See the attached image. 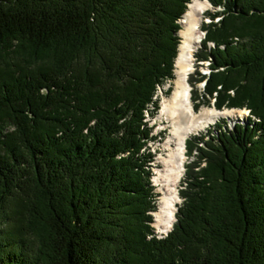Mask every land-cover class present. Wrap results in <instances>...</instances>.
Listing matches in <instances>:
<instances>
[{
    "label": "trees",
    "instance_id": "16d2710c",
    "mask_svg": "<svg viewBox=\"0 0 264 264\" xmlns=\"http://www.w3.org/2000/svg\"><path fill=\"white\" fill-rule=\"evenodd\" d=\"M190 1L0 0V264H264V0L211 13V72L191 76L260 121L189 142L177 221L148 238L144 110Z\"/></svg>",
    "mask_w": 264,
    "mask_h": 264
},
{
    "label": "bare ground",
    "instance_id": "6f19581e",
    "mask_svg": "<svg viewBox=\"0 0 264 264\" xmlns=\"http://www.w3.org/2000/svg\"><path fill=\"white\" fill-rule=\"evenodd\" d=\"M211 8L208 0H193L181 18L182 41L176 58V76L170 96L162 100L156 119L169 133L163 141L164 153L157 157L159 166L155 168L154 181L161 192L159 209L155 212L154 224L161 232H167L175 220L177 202L180 200L178 187L184 172L186 158V137L204 126L213 118L229 114L228 111L205 109L194 111L188 83L193 70L195 53L203 38L202 23L204 13Z\"/></svg>",
    "mask_w": 264,
    "mask_h": 264
},
{
    "label": "rangeland",
    "instance_id": "374dc122",
    "mask_svg": "<svg viewBox=\"0 0 264 264\" xmlns=\"http://www.w3.org/2000/svg\"><path fill=\"white\" fill-rule=\"evenodd\" d=\"M215 9H218V8H212L211 7V9L209 10V11H212V10H215ZM183 29V24L181 23V19H180V29H179V31H178V36H179V38H180V43H181V41H182V37L180 36V31ZM176 61V60H175ZM202 71L203 72H208V68L206 67V66H204L203 68H202ZM174 72H175V76H176V62H175V65H174ZM199 88L200 89H202L203 90V84L201 85H199ZM154 220H155V218H154Z\"/></svg>",
    "mask_w": 264,
    "mask_h": 264
}]
</instances>
